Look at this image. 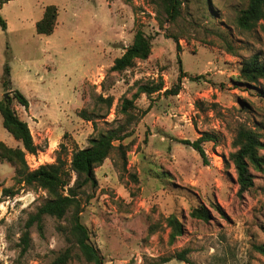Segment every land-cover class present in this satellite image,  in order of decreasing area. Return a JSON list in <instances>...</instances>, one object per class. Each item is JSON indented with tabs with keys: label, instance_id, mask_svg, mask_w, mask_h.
Returning <instances> with one entry per match:
<instances>
[{
	"label": "rangeland",
	"instance_id": "obj_1",
	"mask_svg": "<svg viewBox=\"0 0 264 264\" xmlns=\"http://www.w3.org/2000/svg\"><path fill=\"white\" fill-rule=\"evenodd\" d=\"M181 1L173 21L159 0L0 2L6 24L5 30L0 26V100L4 93L10 99L14 89L28 100V108L14 99L11 106L29 121L39 149L25 159L36 167L53 163L61 143L69 160L71 150L124 122L118 112L124 97L139 85L162 83L159 92L134 101L137 119L127 127L128 136L114 143L125 146L124 155L113 150L94 169L97 185L84 188L81 222L90 242L104 264H186L172 258L185 249L197 264H264L255 249L264 245V170L251 169L253 185L239 193L229 160L239 125L254 129L264 142V82L236 83L243 58L258 54L264 61V31L236 26L247 0ZM48 5L58 10L54 29L37 33ZM136 29L151 39L149 57L111 71ZM6 65L9 88L2 84ZM176 84L177 94L165 93ZM99 96L111 97V107ZM203 132L216 138L202 143L206 163L182 142ZM0 140L19 146L1 116ZM259 152L264 155V149ZM45 198L44 191L17 183L14 167L0 160V264H51L67 247L66 264H93L67 231L57 229L68 225L69 213L61 220L44 216L42 233L32 226L22 251L24 223ZM198 206L207 208V221L190 215ZM168 216L182 225L174 239Z\"/></svg>",
	"mask_w": 264,
	"mask_h": 264
},
{
	"label": "trees",
	"instance_id": "obj_2",
	"mask_svg": "<svg viewBox=\"0 0 264 264\" xmlns=\"http://www.w3.org/2000/svg\"><path fill=\"white\" fill-rule=\"evenodd\" d=\"M3 1L6 0H0L1 3ZM181 3V0H159L160 8L170 21L175 20L180 15ZM57 13L58 10L55 5L46 6L41 19L36 22V32L50 34L55 26ZM235 24L244 31H250L257 26H260L264 31V0H247L246 7L239 10L235 18ZM0 26L2 30H5L6 24L1 17ZM174 39L177 41L176 38ZM150 52L151 39L141 29H136L131 44L124 49L119 57L113 60L110 70L119 72L128 69L134 65L136 60L147 59ZM183 76L185 75L181 73L179 78ZM262 81L264 82V61L260 59L258 54L243 58L236 83L250 86ZM2 84L3 87L9 88V67L7 65L4 67ZM161 89L162 83L139 85L130 98L124 97L121 100L118 112L124 117L122 124L104 129L96 136L90 137L87 147L71 150L69 160L66 158L67 148L62 143L59 144L53 163L40 164L33 169L29 168L25 155L37 154L39 148L34 143L27 122L19 118L11 106V100L14 99L24 108H28V100L17 89L12 90L10 99L0 100L2 126L14 140L19 142V146L11 147L0 140V160L8 162L14 167L17 183L38 188L46 194L44 201L37 206L33 213L28 215L24 223V230L20 237L23 252L29 246V229L32 226H35L41 234L44 216L61 220L69 213L68 225L66 227L58 225L57 229L68 232L70 240L87 262L104 264L97 249L89 240L87 227L81 222L84 188L88 185L91 187L97 185L94 169L100 166L113 150L120 149L121 154L124 155L125 146H121V144L115 146L114 143L128 136L127 127L137 119L133 112L135 109L134 101L140 94L151 95ZM179 90L180 85L176 84L166 90L165 93L177 94ZM261 93L264 95V92ZM98 99L104 101L107 108L111 107V97L102 98L99 96ZM80 113L84 118L86 117L85 119L90 120L84 111ZM215 139L213 134L203 132L200 137L192 142L188 140L182 142L196 150L203 162L206 163V154L202 143ZM232 146L235 149L229 154V160L236 173L238 192L242 193L253 185L254 176L251 169L255 171L264 170V155L259 152L264 149V142L254 129L239 125L235 130ZM4 192L12 193L9 190H4ZM190 215L205 221L209 218V212L205 206L193 208ZM166 223L171 228V239L181 234L182 225L176 217L168 216ZM255 249L264 257V245H257ZM70 258L71 248L67 247L52 260L51 264H66ZM172 258L186 264H197L187 257V249L176 252Z\"/></svg>",
	"mask_w": 264,
	"mask_h": 264
},
{
	"label": "crops",
	"instance_id": "obj_3",
	"mask_svg": "<svg viewBox=\"0 0 264 264\" xmlns=\"http://www.w3.org/2000/svg\"><path fill=\"white\" fill-rule=\"evenodd\" d=\"M30 105V104H29ZM31 107V106H30ZM24 121H27L28 122V125H29V128H30V124H29V121L26 119V120H24ZM40 126L39 127H41V128H44V126H42L41 125V123H38ZM31 129V128H30ZM31 131V130H30ZM32 134V133H31ZM33 137V136H32Z\"/></svg>",
	"mask_w": 264,
	"mask_h": 264
},
{
	"label": "built area",
	"instance_id": "obj_4",
	"mask_svg": "<svg viewBox=\"0 0 264 264\" xmlns=\"http://www.w3.org/2000/svg\"><path fill=\"white\" fill-rule=\"evenodd\" d=\"M28 155H30V156H33V157H34V155H33V154H28ZM29 166H30V167H29L30 169H33V167L35 166V164H34V165H32V164H29ZM36 167H37V166H36ZM34 168H35V167H34Z\"/></svg>",
	"mask_w": 264,
	"mask_h": 264
},
{
	"label": "water",
	"instance_id": "obj_5",
	"mask_svg": "<svg viewBox=\"0 0 264 264\" xmlns=\"http://www.w3.org/2000/svg\"><path fill=\"white\" fill-rule=\"evenodd\" d=\"M3 98H4L5 100H7V99L9 98L8 93H4V94H3Z\"/></svg>",
	"mask_w": 264,
	"mask_h": 264
}]
</instances>
